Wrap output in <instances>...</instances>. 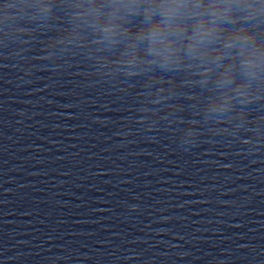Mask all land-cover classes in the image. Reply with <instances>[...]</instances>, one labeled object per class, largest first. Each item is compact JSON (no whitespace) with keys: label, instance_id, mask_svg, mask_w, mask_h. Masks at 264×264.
Masks as SVG:
<instances>
[{"label":"clouds","instance_id":"9594fccd","mask_svg":"<svg viewBox=\"0 0 264 264\" xmlns=\"http://www.w3.org/2000/svg\"><path fill=\"white\" fill-rule=\"evenodd\" d=\"M0 60L131 98L129 135L264 145V0H0Z\"/></svg>","mask_w":264,"mask_h":264}]
</instances>
